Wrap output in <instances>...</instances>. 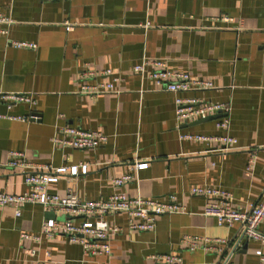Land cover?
I'll use <instances>...</instances> for the list:
<instances>
[{
    "label": "crops",
    "instance_id": "1",
    "mask_svg": "<svg viewBox=\"0 0 264 264\" xmlns=\"http://www.w3.org/2000/svg\"><path fill=\"white\" fill-rule=\"evenodd\" d=\"M0 12L12 19L7 33L0 32V93L28 92L34 100L12 102L0 95V113L26 116L33 111L37 116L0 119V191H25L28 171L85 163L86 173L62 176L48 191L62 196L71 187L80 199H102L117 190L112 178L129 173L135 161H149L125 184L127 195L159 200L173 195L186 207L185 213L157 216L148 231L128 229L124 213L110 214L107 221L122 228L110 239V253L84 255L79 244L64 236L39 242L20 237L21 232L36 233L43 219L54 217L40 205H23L18 217L11 206H3L0 264H36L45 250L50 252L46 264H157L149 256L166 253L180 256L175 264H214L240 225H218L204 215V198L190 189L224 190L240 210L256 204L264 190V0H0ZM225 15L232 21L220 20ZM10 41L35 43L36 48ZM144 58L209 80L213 88L157 89L153 80L131 71ZM85 68L109 69L125 81L119 92L80 94L78 73ZM176 96L229 103L227 133L236 138L237 148L215 151L218 143L181 138L223 131L215 127L216 118L176 127ZM61 125L98 130L108 139L94 149L53 145L50 138ZM11 150L23 152L32 166L23 171L8 166ZM251 152L255 166L246 176ZM260 230L264 233V219ZM206 238L225 243L207 251ZM256 247L247 241L229 264H258ZM28 250H35V256Z\"/></svg>",
    "mask_w": 264,
    "mask_h": 264
},
{
    "label": "built area",
    "instance_id": "2",
    "mask_svg": "<svg viewBox=\"0 0 264 264\" xmlns=\"http://www.w3.org/2000/svg\"><path fill=\"white\" fill-rule=\"evenodd\" d=\"M48 1V0H43ZM225 23L232 21L230 16L220 18ZM12 19L0 12V32L7 33V27ZM147 28L148 24L144 25ZM70 25L67 26L69 28ZM15 47L36 48L35 43L26 41H10ZM147 67H151L149 72ZM131 71L140 79L148 78L154 81L157 89L173 93L187 92L191 90H208L213 88L209 80L194 78L186 72L171 71L165 63L159 59H142L135 64ZM109 76L108 80H97L99 76ZM81 82L78 87L80 94L90 97L107 92H119V85L125 81L120 74H113L111 70L104 69L94 71L83 69L78 73ZM1 97L12 102H26L33 104L32 95L28 92L0 93ZM230 104L227 102H211L191 97L176 96L174 98L175 126L179 127L198 120L204 116L222 114L215 119V127L223 131L216 135L189 134L181 135L186 140H197L207 143H218L213 147L215 151H230L237 148V140L227 133L229 127L228 113ZM1 118H9L20 121L35 120L37 116L32 111L26 116H6L0 113ZM108 136L98 130L83 129L76 126H57L50 141L53 145L70 147L74 149H94L104 144ZM256 161L255 152L249 154L245 165V175L251 176ZM7 165L18 170L30 168L32 164L25 160L24 153L11 150L8 152ZM149 161H135L131 164V171L112 178V185L117 189L106 198L96 200L80 199L73 188H67L64 195H58L48 191L49 184L58 181L62 176H76L78 173H86L87 164L60 165L55 168L44 166L43 171H28L24 176V184L27 189L19 194L0 191V207L11 206L14 216L21 214V208L25 204H37L46 212H53L54 217L43 219L39 230L30 234L21 232L20 237L39 242L42 238L52 239L56 236H64L69 242L79 244L84 255L109 254L110 239L121 232L122 228L111 224L106 217L110 214L124 213L126 215V227L131 230L148 231L155 228V219L159 215L172 213H185L186 207L176 197L170 195L165 200L156 198L131 197L127 195L124 186L127 182L136 179L137 171L147 168ZM190 193L204 198L202 213L212 216L218 225L231 226L239 224L237 236L227 242L225 249H219L220 257L214 264H229L231 258L245 241H254L257 247L253 249L258 264H264V233L260 230V224L264 219V190L256 204L249 209H236L232 206L230 193L219 188L208 186H193ZM77 219V222L72 221ZM223 239L204 240V250L216 249V244ZM190 244L195 245L191 242ZM29 255L35 256V250H28ZM157 264H175L181 262L178 255L166 253L149 256ZM50 252L45 250L43 257L35 259L36 264H46L49 261Z\"/></svg>",
    "mask_w": 264,
    "mask_h": 264
},
{
    "label": "water",
    "instance_id": "3",
    "mask_svg": "<svg viewBox=\"0 0 264 264\" xmlns=\"http://www.w3.org/2000/svg\"><path fill=\"white\" fill-rule=\"evenodd\" d=\"M221 115H222V114H220V113H217V114H214V115H209V116H207L206 118L199 119V120H195V121H192V122H190V123H188V124H183V126H187V125L195 124V123H198V122H200V121H202V120H209V119L218 118V117H220ZM47 215H48V216H49V215H51V216L53 215V216H54V213L51 212V211H49V212H47ZM246 245H247V241H245L244 244H243V246H242V249H243V250L246 249Z\"/></svg>",
    "mask_w": 264,
    "mask_h": 264
}]
</instances>
